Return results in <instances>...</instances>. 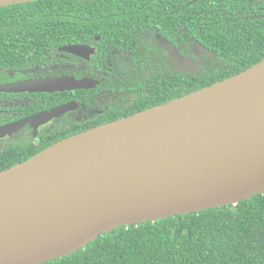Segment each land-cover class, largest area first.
Wrapping results in <instances>:
<instances>
[{
    "label": "water",
    "instance_id": "water-1",
    "mask_svg": "<svg viewBox=\"0 0 264 264\" xmlns=\"http://www.w3.org/2000/svg\"><path fill=\"white\" fill-rule=\"evenodd\" d=\"M32 1L0 0V7ZM163 45L179 70L196 72L200 62L168 41ZM74 87L81 82L59 77L0 89ZM263 192L264 59L1 170L0 264H42L122 225L236 204Z\"/></svg>",
    "mask_w": 264,
    "mask_h": 264
},
{
    "label": "trees",
    "instance_id": "trees-1",
    "mask_svg": "<svg viewBox=\"0 0 264 264\" xmlns=\"http://www.w3.org/2000/svg\"><path fill=\"white\" fill-rule=\"evenodd\" d=\"M37 0L0 7V40L14 37L11 52L34 54L36 48L81 39L89 31L120 28L123 6L139 24L163 27L171 20L211 47L230 66L188 74L168 99L186 95L237 74L264 59V48L244 55L250 43L264 39V13L257 0ZM131 24L125 20L122 26ZM174 30V29H173ZM63 33V34H62ZM20 39L25 40L20 48ZM239 41L233 48L227 41ZM2 46V44L0 45ZM5 49V48H4ZM178 75H181L178 73ZM42 264H264V192L236 204L122 225L101 234L83 248Z\"/></svg>",
    "mask_w": 264,
    "mask_h": 264
},
{
    "label": "flooded vegetation",
    "instance_id": "flooded-vegetation-1",
    "mask_svg": "<svg viewBox=\"0 0 264 264\" xmlns=\"http://www.w3.org/2000/svg\"><path fill=\"white\" fill-rule=\"evenodd\" d=\"M262 9L264 6L259 7ZM128 13L129 7L123 6L120 28L86 31L81 39L69 42L64 34L62 45L36 48L34 54L11 52L14 37L0 40V88L40 78L71 77L81 82L78 88L51 91L0 89V128L6 127L0 129V171L66 137L171 100L172 88L185 83L188 74L230 66V61L220 56L223 47L217 43L211 47L191 35L184 23L171 20L158 27L150 21L143 25L140 18ZM239 18L264 19V13ZM125 20L131 24L124 28ZM163 41L172 43L181 55L200 62L194 68L196 72L179 70ZM197 42L211 54L200 51ZM227 43L233 48L241 46L239 41ZM20 45L24 48L25 40L20 39ZM246 48L244 55L257 57L255 53L264 48V39ZM48 111L54 113L29 120Z\"/></svg>",
    "mask_w": 264,
    "mask_h": 264
}]
</instances>
